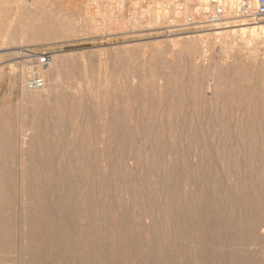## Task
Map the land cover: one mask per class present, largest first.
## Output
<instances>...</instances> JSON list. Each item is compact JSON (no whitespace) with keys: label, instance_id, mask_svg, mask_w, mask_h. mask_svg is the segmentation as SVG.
I'll return each instance as SVG.
<instances>
[{"label":"rangeland","instance_id":"1","mask_svg":"<svg viewBox=\"0 0 264 264\" xmlns=\"http://www.w3.org/2000/svg\"><path fill=\"white\" fill-rule=\"evenodd\" d=\"M238 2L0 0V264H264V16Z\"/></svg>","mask_w":264,"mask_h":264},{"label":"built area","instance_id":"2","mask_svg":"<svg viewBox=\"0 0 264 264\" xmlns=\"http://www.w3.org/2000/svg\"><path fill=\"white\" fill-rule=\"evenodd\" d=\"M225 9L219 4H214L205 10V19L207 23H216L224 16ZM233 12L243 18L258 19L264 16V0H239L233 7ZM51 56L42 52L35 55V62L39 66H46L50 63ZM43 87V80L40 77H32L26 82V88L30 90Z\"/></svg>","mask_w":264,"mask_h":264},{"label":"bare ground","instance_id":"3","mask_svg":"<svg viewBox=\"0 0 264 264\" xmlns=\"http://www.w3.org/2000/svg\"><path fill=\"white\" fill-rule=\"evenodd\" d=\"M253 27V26H252Z\"/></svg>","mask_w":264,"mask_h":264}]
</instances>
